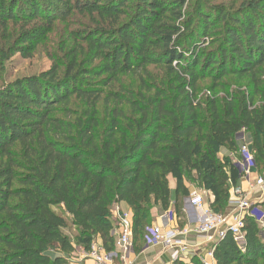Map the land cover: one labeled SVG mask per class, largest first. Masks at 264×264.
Segmentation results:
<instances>
[{
  "label": "trees",
  "instance_id": "16d2710c",
  "mask_svg": "<svg viewBox=\"0 0 264 264\" xmlns=\"http://www.w3.org/2000/svg\"><path fill=\"white\" fill-rule=\"evenodd\" d=\"M187 3L0 0V26L25 22L13 52L26 58L74 13L92 25L82 60L72 51L65 65L0 86V264H67L76 244L89 250L96 238L113 251L117 203L132 210L134 245L147 244L154 209L173 208L184 227L189 184L225 213L241 177L220 152H237L244 129L264 174V0L237 9ZM150 66L165 67L170 86L152 91L144 82L151 93L130 95L96 86L149 74ZM229 75L248 79L251 90L219 99L215 89ZM208 78L213 96L205 102L199 87ZM242 231V245L228 231L211 247L216 264H264V228L246 216ZM172 264L205 263L195 255Z\"/></svg>",
  "mask_w": 264,
  "mask_h": 264
},
{
  "label": "rangeland",
  "instance_id": "374dc122",
  "mask_svg": "<svg viewBox=\"0 0 264 264\" xmlns=\"http://www.w3.org/2000/svg\"><path fill=\"white\" fill-rule=\"evenodd\" d=\"M195 1L197 0H192V3H187L185 9L188 8V5H192ZM251 3H254V0H211L210 5L223 4L228 8L237 9L250 5ZM90 23L91 20L89 16H82L78 13H74L66 22L59 21L55 25L53 31L49 34L48 39L40 44L37 50H35L32 58H26L21 53L16 51L13 52L15 49L14 47L20 44L19 34L24 28V20L17 25H9L6 30L3 26H0V86L11 83L18 78L48 71L56 63L65 65L72 51H77L79 60H82L81 47L84 46L86 51V45L84 44L82 38L86 35V31L91 29L92 25ZM93 65H86L84 67H92ZM148 69L149 74L141 73L139 75H125L121 77L118 82L113 83V86L109 87L99 84V78L95 81L96 86L105 89L107 92L110 89H113L128 95H130L129 91L138 92L143 90V93H151L148 92L146 86L142 85L144 82H147L151 85V87H153L152 91H155L158 87L167 88L170 86L169 83L172 78L165 67L150 66ZM140 77L142 78L141 80ZM223 83L224 84L221 82V85L215 89L216 96L221 100H223L228 93H236L239 90L248 88L251 90L252 87V85L249 84L248 79L240 81L233 75L226 76L223 79ZM212 85L213 81L209 78L201 81L199 87V98L202 101L207 102V97L213 96V92L210 90ZM72 106L75 110H81L83 105L76 101L75 103H72ZM98 109L99 116L104 118L106 112L105 104L101 102L98 105ZM258 175L261 176L264 174L259 171ZM193 185L195 186V183ZM204 197L206 199V196ZM154 210L155 213H157V210ZM256 211H259V214L264 216V209L262 207L259 206ZM162 213L163 212H160L157 218H159ZM169 213L171 214V212ZM155 221L156 217L154 218L152 224L156 223ZM182 226L183 225H179L180 228H182ZM64 231L66 234L71 236L75 242L74 236L76 235V230L74 228H69ZM94 242H98V238L94 239L93 243ZM209 251L210 247H206L200 248L197 253H200V256L204 258ZM87 252L88 250L83 245L78 246L76 244V250L66 256L67 264H86L85 256Z\"/></svg>",
  "mask_w": 264,
  "mask_h": 264
},
{
  "label": "built area",
  "instance_id": "2783aa9c",
  "mask_svg": "<svg viewBox=\"0 0 264 264\" xmlns=\"http://www.w3.org/2000/svg\"><path fill=\"white\" fill-rule=\"evenodd\" d=\"M239 141L238 151L233 152L231 156L233 157V166L239 171L241 180L246 181L248 189L245 190L243 186L233 189L230 200L234 206L232 213L227 215L213 212L206 207L204 195L199 190H194L191 193L189 201L201 212V222L197 229L200 234H214L219 240L223 239L230 231L234 239L242 245L244 241L242 227L246 216L253 217L264 228V216L256 211L259 203L264 201V175L252 179L253 172L258 171V168L252 144L245 129L239 134ZM255 191L260 193L259 197L252 198L250 193ZM112 212L116 220V225L111 232L115 239V249L107 251L103 243L94 242L85 256V259L92 261L91 264H117L116 249L127 253L134 245L132 212L123 209L119 203L113 206ZM186 233V230H180L175 226L154 223L148 227L146 239L149 244H161L165 249H174L175 258L186 262L184 255L187 245L181 240V236ZM207 256H210L212 260H209ZM207 256L202 258L205 264H216L212 248Z\"/></svg>",
  "mask_w": 264,
  "mask_h": 264
},
{
  "label": "crops",
  "instance_id": "0c3cea01",
  "mask_svg": "<svg viewBox=\"0 0 264 264\" xmlns=\"http://www.w3.org/2000/svg\"><path fill=\"white\" fill-rule=\"evenodd\" d=\"M246 135L248 139L250 140L251 144V136L248 131H246ZM240 144V142H239ZM232 151H230L228 148H223L220 152V157L224 156H231ZM258 171L253 172L252 179L256 178L258 175ZM171 189L175 191L176 188V182L174 179L171 178L170 180ZM243 186L245 190H247V183L244 180H240V185ZM238 186H233L231 188V196L230 200L233 195V189ZM189 188L191 190V193L194 190H199L203 193L204 196H206V207H209V200H213V195L194 186L193 184H189ZM258 191L250 193L251 197H259ZM191 196V195H190ZM174 198V196H173ZM205 198V197H204ZM120 206L125 210H131V208L126 203H119ZM113 209V208H112ZM234 209V206L232 205L231 201L230 204L225 212V214L232 213ZM157 210V213H155V210L153 212L154 218L156 217V224H165L167 226H175L179 228L180 230L187 231L186 234L181 236V240L187 245V251L184 255L185 261L187 263L191 262V259L193 256L197 255L200 256V253H197L200 248H206L211 247L218 241V238L214 234H207L202 235L198 232V227L201 222V212L197 210L193 205L190 204L189 198L185 199V205H184V217L183 220L185 221V225L183 228H180L178 225L179 218L175 212H173V208H169L167 211L163 212L159 218H157L160 214L159 210ZM169 212L171 214L169 215ZM133 214V213H132ZM113 215V212H112ZM113 218L115 219L114 215ZM98 242L103 243L101 238H98ZM117 252V258L116 262L117 264H172L176 258H175V250L174 249H165L161 244H140V245H133L132 248L127 253H123L120 251V249H116ZM208 255V253H207ZM206 255V256H207ZM203 258V257H202ZM209 260H212L210 256H207ZM86 264H91L92 261L90 259H85Z\"/></svg>",
  "mask_w": 264,
  "mask_h": 264
}]
</instances>
